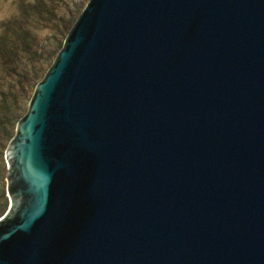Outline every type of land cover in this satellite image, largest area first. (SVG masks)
Listing matches in <instances>:
<instances>
[{"label": "water", "instance_id": "obj_1", "mask_svg": "<svg viewBox=\"0 0 264 264\" xmlns=\"http://www.w3.org/2000/svg\"><path fill=\"white\" fill-rule=\"evenodd\" d=\"M6 159L0 264H264V0H90Z\"/></svg>", "mask_w": 264, "mask_h": 264}, {"label": "trees", "instance_id": "obj_2", "mask_svg": "<svg viewBox=\"0 0 264 264\" xmlns=\"http://www.w3.org/2000/svg\"><path fill=\"white\" fill-rule=\"evenodd\" d=\"M27 14L26 3H24L21 8V18L10 20L4 25V33L0 40V139L4 143H9L14 138L13 129H16L20 121L18 112L22 108L23 96L30 92L35 93L38 84L44 79L63 48L67 37L66 35L59 43L53 57L48 56L44 49L37 51L39 56H44L46 62L48 60L51 62L48 68L44 67V63L39 61L34 51L36 38L25 25ZM1 140L0 145L5 147L6 151L7 146ZM1 197L5 205L0 212V217L8 210L7 195L4 193Z\"/></svg>", "mask_w": 264, "mask_h": 264}, {"label": "rangeland", "instance_id": "obj_3", "mask_svg": "<svg viewBox=\"0 0 264 264\" xmlns=\"http://www.w3.org/2000/svg\"><path fill=\"white\" fill-rule=\"evenodd\" d=\"M89 1L90 0H0V40L4 33V25L10 20L21 18V8L24 3H26L28 14L25 18V25L36 38V47L34 50L36 56L40 62L44 63V67L48 68L51 62H49V60L46 62L44 56H39L37 51H39V49H44L48 56L53 57L57 52L59 43L68 35ZM33 96L34 94L31 92L23 96L21 102L22 108L18 112L20 120L29 111ZM13 131L15 136L17 127L15 130L13 129ZM1 142L4 143L3 140H1ZM10 142L4 143L7 148ZM6 151L5 147H1L0 145V212L5 205L4 201L1 200V195L4 193L8 197L7 209L9 210L11 206V199L8 193L7 169L9 164L6 159Z\"/></svg>", "mask_w": 264, "mask_h": 264}]
</instances>
